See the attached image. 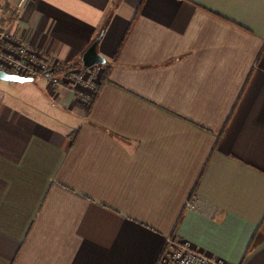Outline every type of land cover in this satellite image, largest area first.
Segmentation results:
<instances>
[{
    "label": "crops",
    "instance_id": "0c3cea01",
    "mask_svg": "<svg viewBox=\"0 0 264 264\" xmlns=\"http://www.w3.org/2000/svg\"><path fill=\"white\" fill-rule=\"evenodd\" d=\"M3 33L105 62L85 109L0 79V264H264V0H1Z\"/></svg>",
    "mask_w": 264,
    "mask_h": 264
},
{
    "label": "built area",
    "instance_id": "2783aa9c",
    "mask_svg": "<svg viewBox=\"0 0 264 264\" xmlns=\"http://www.w3.org/2000/svg\"><path fill=\"white\" fill-rule=\"evenodd\" d=\"M1 1V0H0ZM0 71L21 77H41L55 88L70 93L75 102L86 107L96 92L97 84L104 74L103 65L89 68H60L56 61L41 53L30 43L9 33L0 34ZM192 197L186 207L191 206ZM154 264H227L218 257L193 247L189 242L167 237Z\"/></svg>",
    "mask_w": 264,
    "mask_h": 264
},
{
    "label": "water",
    "instance_id": "95a60500",
    "mask_svg": "<svg viewBox=\"0 0 264 264\" xmlns=\"http://www.w3.org/2000/svg\"><path fill=\"white\" fill-rule=\"evenodd\" d=\"M100 38V33L88 44L80 54V66L84 69L92 65L104 64V58L96 51V44ZM0 79L6 81H29V77H21L0 71Z\"/></svg>",
    "mask_w": 264,
    "mask_h": 264
},
{
    "label": "rangeland",
    "instance_id": "374dc122",
    "mask_svg": "<svg viewBox=\"0 0 264 264\" xmlns=\"http://www.w3.org/2000/svg\"><path fill=\"white\" fill-rule=\"evenodd\" d=\"M67 68H71V67H67ZM35 78H37V77H35ZM38 82H39V80L35 79L34 82H30V83L29 82H23L21 84L12 83L11 85H14L15 88H13V89L12 88L11 89L6 88V90H7V92L11 93L15 97H19L20 99H27V101H29L30 98L31 99L33 98L32 92L30 90L31 88H29V87H32V85H37L34 83H38ZM2 85H5V84H2ZM1 87H3V86H1ZM78 106L80 108H83V109L86 108L84 106L81 107L80 104ZM59 115H62V114L59 113Z\"/></svg>",
    "mask_w": 264,
    "mask_h": 264
},
{
    "label": "trees",
    "instance_id": "16d2710c",
    "mask_svg": "<svg viewBox=\"0 0 264 264\" xmlns=\"http://www.w3.org/2000/svg\"><path fill=\"white\" fill-rule=\"evenodd\" d=\"M137 12H138V9H137V11H135V13H134L132 19L130 20V22H129V24H128V26H127V28H126L124 34H123V37L121 38V41H120V44H119L118 49H120V47H121L122 44L124 43V41H125V39H126L128 33H129V31H130V29L132 28V25H133V23H134V21H135V17H136V15H137ZM251 245H252V241H251V243H250V245H249L248 248H250Z\"/></svg>",
    "mask_w": 264,
    "mask_h": 264
}]
</instances>
